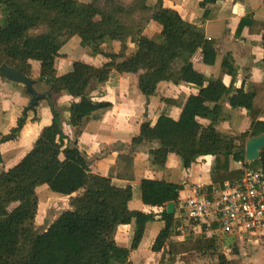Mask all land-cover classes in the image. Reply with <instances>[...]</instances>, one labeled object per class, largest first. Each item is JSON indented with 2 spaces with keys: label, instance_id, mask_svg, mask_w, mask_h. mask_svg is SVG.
I'll return each mask as SVG.
<instances>
[{
  "label": "trees",
  "instance_id": "trees-1",
  "mask_svg": "<svg viewBox=\"0 0 264 264\" xmlns=\"http://www.w3.org/2000/svg\"><path fill=\"white\" fill-rule=\"evenodd\" d=\"M165 1L134 0L127 5L123 0H0V67L7 64L29 77L38 67V79L49 87L52 96L68 93L72 98L70 124L76 140L92 121L103 116L96 112L108 106L91 99L95 83L105 84L113 72L136 75L137 88L147 98L166 84L176 94L163 96L155 119L141 123L132 138V144L160 143V148L150 151L153 165L164 166L170 151L182 155L185 167L209 158V190L240 179L247 169L264 170V148L259 159L250 163L246 160L248 139L264 133V81L252 82L248 91L243 85L233 89L218 79L205 85V76L194 69L191 59L201 49L205 64L215 65L214 43ZM217 1L200 0L199 4L205 7ZM214 16L212 10L205 9L199 24ZM245 27L249 35H259L264 31V21L242 17L236 34L240 36ZM42 28L45 30L40 31ZM72 38L80 40L87 47L85 53L98 60L95 64L74 61L57 74V58ZM128 40L136 46L129 54L104 48L107 41L121 42L124 47ZM262 42L264 47V35ZM0 77L5 78L1 72ZM181 85L198 93L190 92L182 98ZM225 103L233 110L247 111L251 120L248 130L233 136L221 134L216 125L229 118ZM180 106L178 116L173 117L172 110ZM26 120L25 111L3 140L15 138ZM69 141L56 116L43 127L20 162L0 172V264H133L131 251L138 248L143 232L135 235L131 248L118 245L113 232L120 224L142 225L156 217L155 213L131 210L132 185L118 186L113 181L135 179L134 157L119 154L106 177L93 175L85 153L69 146ZM230 141L239 142L236 149L225 147ZM41 186L72 198L71 208L38 232ZM183 190L181 183L141 180L143 202L161 207L159 215L165 221L152 244V249L161 253V264H177L181 257L196 252L215 254L223 264H240L239 259H229L221 252L215 237L173 239L180 221L176 213L167 212V205L177 201ZM233 247L238 255V246Z\"/></svg>",
  "mask_w": 264,
  "mask_h": 264
},
{
  "label": "crops",
  "instance_id": "crops-1",
  "mask_svg": "<svg viewBox=\"0 0 264 264\" xmlns=\"http://www.w3.org/2000/svg\"><path fill=\"white\" fill-rule=\"evenodd\" d=\"M199 1L200 0H166L165 3L172 8L174 7L171 6V3H175L178 7H182L183 11L177 8L175 9L183 13L187 22L201 28L206 37L211 39L214 43L217 53V62L215 65L207 66L205 64L201 49L197 50L191 59L194 69L205 76V85H207L210 80L218 79L227 85H232L233 89L243 85L245 90L248 91L252 82L264 81V69L262 68L264 63V47L262 42L264 31L259 35H249L248 28L245 27L240 36L236 34L240 18L242 17L264 21V0H218L216 3H208L205 7L200 6ZM157 2L158 0H155V3ZM205 9L212 10L215 16L205 23L199 24V20L203 16ZM150 28L153 29L154 26H150ZM129 75L130 74L113 72L107 83H95L93 85L94 90H92L90 94L91 99L98 102H106L108 106L96 112L98 114H103V116H101L99 120L92 121L88 125L85 130L87 134H85L86 132L84 131L85 133L83 132L79 139L73 140V131L68 126L67 122V124H65L67 125L65 126L67 130L64 129V127L62 131L64 135L69 137L70 141L75 142V146L79 147L86 154L90 171L93 175L106 177L109 174L110 167L116 163L119 154H131L135 159V179L130 181L114 178L113 181L116 185L119 184L118 186L130 184L134 190V185L141 186L142 180L137 173L139 168V156L150 153L151 150L158 149L161 145L158 141H144L141 144H132V138L139 131L141 123L152 121L151 118L153 116L155 117L156 113L160 111L162 107V97L175 95L176 92L172 91L171 88L163 89L169 90V93H163L159 100L157 99L159 101L158 106L153 110L152 117H150L151 114L147 117L143 109V98L129 101L126 105L121 103L119 94L123 93V91H129L130 85H135V83L130 84L131 78ZM179 88L183 92L187 91L188 94L190 92L198 93L196 89L190 88L187 85H181ZM109 89H112L113 95L109 94ZM115 96L117 98H114ZM108 97L113 99V102L112 100H106V98L109 99ZM114 100L117 103H115ZM27 102L28 97L24 85L0 77V137H4L10 129L15 128L19 118L25 111L27 113L26 124L18 134V137L16 136L18 140H14L12 143L9 142L11 140L4 141V143L0 142V151L3 160L0 163V172L20 162L26 153L33 147L43 129V126H37L36 129H32L35 124L30 122L32 116L31 111L26 110ZM224 111L226 115H229V118H227L229 120L226 119V122L220 121L218 124L224 123L228 126L230 125L236 132H243L249 129L251 120L247 116V111L245 109L233 110L225 103ZM175 112H177L176 115L174 114ZM178 113L179 109L177 110V108H174L171 114L174 117L178 116ZM133 122H136V124L132 126ZM218 124L216 128L219 130L220 126ZM31 131L36 132L35 136ZM26 132L28 133L26 134ZM32 138L33 140H31ZM28 140L30 142H27ZM236 167L237 165L234 163L232 168L236 169ZM150 171L151 170H149V172ZM188 181L189 180H187V182ZM181 184L184 185V190L180 192V196L175 202L176 206L180 199L189 197V189L185 188V182H181ZM201 184L205 185L204 183ZM209 184L210 183H208V185ZM41 187L38 189L39 207H42L44 201L50 202L52 199L57 198L61 201L60 203L63 202L60 213L71 208L70 201L68 200L71 196L52 193L47 186ZM192 189L193 187L191 191ZM139 194H141L139 208H131V201L129 202V208L131 210H140L147 214L155 213L156 217L154 221L142 225L136 223L120 224L116 226L112 237L118 245L131 248L135 235L139 231L143 232V239L138 248L131 251V262L133 264H161V253L155 252L152 249V244L161 230L165 227V221L161 215H159L161 207L155 206V210L147 211L152 205L143 202L141 187ZM174 213L178 216L176 208ZM42 227L44 228V226ZM173 239L183 240L186 238H180L175 235Z\"/></svg>",
  "mask_w": 264,
  "mask_h": 264
},
{
  "label": "rangeland",
  "instance_id": "rangeland-1",
  "mask_svg": "<svg viewBox=\"0 0 264 264\" xmlns=\"http://www.w3.org/2000/svg\"><path fill=\"white\" fill-rule=\"evenodd\" d=\"M81 1H88V0H81ZM133 1L134 0H123V2L127 5L131 4ZM171 6L183 11V8L178 7V5L175 3H171ZM1 15H2V12L0 11V19H1ZM41 30H45V28L40 29V31ZM132 43L133 42L131 40L125 41L124 42L125 45L123 47V43L121 42L110 41L104 45V48L105 50L109 52H113V53H119L122 50L129 54L132 51H134L136 47L135 44H132ZM86 49L87 47L83 43H81L80 40L75 39V38L68 40L63 50L62 56L57 58V61H56L57 74L62 73L74 61L85 60L86 62L95 64L98 60L97 56L86 54L85 53ZM33 71H34L33 76L31 78L37 81L36 87L40 91V93L46 95L47 92H51L49 87L44 82H41L38 79L39 78L38 77L39 68L35 67ZM129 77L131 78L130 84L135 83V85H132V86L130 85L129 91H126V92L123 91V93L119 94L121 103L126 105L129 101H133L135 99L138 100L139 98H143L144 113L147 115V117L149 116V114H151L150 117H152L153 110H155V108L158 106L159 98L162 96L163 93L164 94L169 93V90H163V89H166V84H162L160 86L161 88L158 89V91L156 92L154 96H149L147 98L136 87V76L129 75ZM25 92H26V87H25ZM26 94L28 97L26 110L31 111L32 119H30V122L35 124L32 129H36L37 126H43V127L48 126L53 122L56 116H58V119L61 124V128H64L65 126H67L65 124L68 123V126L73 131L72 126L70 124V108H71L72 98L68 93L67 94L63 93L58 96H52L54 98L53 102L50 101L49 99H41L33 110L29 108V105L31 103V95L28 94L27 92ZM109 94L110 95L114 94L112 92V89H109ZM187 95H188L187 91H184V94L181 93L182 98H186ZM108 98L109 99L106 98V100H110V101L112 100L113 102V99H110V97ZM114 98H117V97L115 96ZM114 102L117 103L115 100ZM180 108L181 106L177 107V110ZM176 113L177 112H175L174 114L176 115ZM155 117L153 116L151 120H154ZM174 117H177V116H174ZM227 120H223V122H226ZM135 124L136 122H133L132 126ZM218 125L220 126L219 131L221 132V134L229 133L231 136H233V134L236 133V131H234L230 125L228 126L227 124H224V123L218 124ZM29 127H32V126H29ZM64 129L67 130V127H65ZM11 132H12V129H10L9 132H7V135H9ZM31 132L35 136L36 132L34 131H31ZM85 132L84 133L87 134V131ZM27 133L28 132H26V134ZM4 137L3 136L0 137V142L4 143L5 141L3 140ZM9 140H11L9 142L12 143V141L18 140V139H16L15 137ZM31 140H33V138ZM73 140H76V139L73 138ZM27 142H30V141L28 140ZM238 144H239L238 141H230V142L225 143V147L229 149H236V145ZM68 145L75 146V142L69 141ZM85 157H87L86 154H85ZM138 161H139V168H138L137 173L141 177V179L151 178V179H158V180H164V181L176 182V183L185 182V186H186L185 188L189 189V196L193 195V192L191 191L192 187H196L198 189L203 190L204 187L207 186L208 183H210V179L208 175L209 166H210L209 158H206V160H203L202 158H200L197 162L193 163L190 167H185L182 155L177 151H170L167 162L164 166H160V167L153 166L150 153L140 155L138 158ZM232 163L234 164L235 162H232ZM149 170L151 171L149 172ZM187 180L189 181L187 182ZM201 183H204L205 185L203 186V184ZM140 187H141L140 185H134L133 198L130 204L131 208H135V209L139 208V204H140L139 199L141 198V194H139ZM71 198H69L68 200L70 201ZM60 202L61 201L56 198V199H52L50 202L44 201V204L42 205V207H39V212H38L37 219H36V228L38 232H42L45 228L50 226L56 219V216L60 214V211H61L60 209L63 206V202L62 203ZM155 209H156L155 206H150L147 209V211L155 210ZM41 225L44 226V228ZM226 241L231 243L229 238H226ZM236 246H238L239 248V254L238 255L234 254L233 252L234 247H233L232 250L228 253V256H230L229 258L239 259L240 264H264V248L260 244L256 242L249 243V241L243 240V241L237 242ZM211 254L210 252H205V253L196 252V253L186 254V256H183L179 260L178 264H215V263L223 264L222 262H220V260H218L217 258L218 256H216L215 254H212V255Z\"/></svg>",
  "mask_w": 264,
  "mask_h": 264
},
{
  "label": "built area",
  "instance_id": "built-area-1",
  "mask_svg": "<svg viewBox=\"0 0 264 264\" xmlns=\"http://www.w3.org/2000/svg\"><path fill=\"white\" fill-rule=\"evenodd\" d=\"M192 191V196L177 203L176 236L215 237L228 258L233 246L243 240L264 248V170L247 169L240 179L222 187H193Z\"/></svg>",
  "mask_w": 264,
  "mask_h": 264
},
{
  "label": "water",
  "instance_id": "water-1",
  "mask_svg": "<svg viewBox=\"0 0 264 264\" xmlns=\"http://www.w3.org/2000/svg\"><path fill=\"white\" fill-rule=\"evenodd\" d=\"M0 72L3 73L6 79L12 82L20 83L26 87V92L31 95V103L29 105L30 109H34L38 101L42 98L48 97L52 102L54 101L51 92H47L46 95L40 93V91L36 87L37 81L21 73L16 68L4 64L0 67ZM263 148H264V133L256 137L249 138L246 145L247 162L250 163L259 159ZM175 208H176V203L170 202L167 205V212L169 214H173L175 212Z\"/></svg>",
  "mask_w": 264,
  "mask_h": 264
}]
</instances>
